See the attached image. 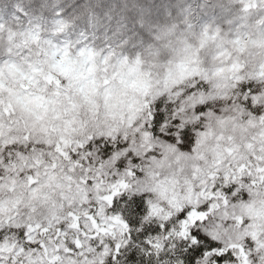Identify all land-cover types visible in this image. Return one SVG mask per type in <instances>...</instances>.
<instances>
[{
    "label": "clouds",
    "instance_id": "9594fccd",
    "mask_svg": "<svg viewBox=\"0 0 264 264\" xmlns=\"http://www.w3.org/2000/svg\"><path fill=\"white\" fill-rule=\"evenodd\" d=\"M0 264H264V0H0Z\"/></svg>",
    "mask_w": 264,
    "mask_h": 264
},
{
    "label": "snow or ice",
    "instance_id": "6c2138e0",
    "mask_svg": "<svg viewBox=\"0 0 264 264\" xmlns=\"http://www.w3.org/2000/svg\"><path fill=\"white\" fill-rule=\"evenodd\" d=\"M197 251H199V250H197Z\"/></svg>",
    "mask_w": 264,
    "mask_h": 264
}]
</instances>
